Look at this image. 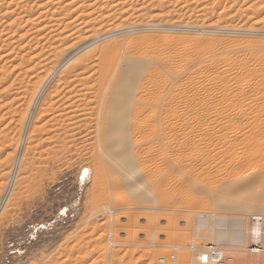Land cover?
I'll return each instance as SVG.
<instances>
[{
	"label": "rangeland",
	"instance_id": "obj_1",
	"mask_svg": "<svg viewBox=\"0 0 264 264\" xmlns=\"http://www.w3.org/2000/svg\"><path fill=\"white\" fill-rule=\"evenodd\" d=\"M65 1H63L64 3L61 5L64 9L58 11L61 15H63L62 13H67L72 16L67 15L65 20L72 21L73 19L74 21L70 22L61 33L51 37H49V35L43 37L41 39L43 53H41L37 59H30L33 56L30 54H34L35 50H26L27 53H24L25 50L20 48H23L27 36L21 38L18 34L24 33L23 31L25 29L30 33L31 31L29 30L32 27L31 23L28 25H24L23 23L18 26L20 28L16 27V25H6L8 19L12 16H16V12H20L19 9L21 10V8H18L17 11L15 6L16 0H0V66L2 65V67H0V73L3 74L4 79H7V82L0 83V264H189L191 255L186 246L191 241H194L197 246L206 244L211 240L215 242L220 241L221 243H219L223 246H234L231 242L227 244L226 242H228V240L226 242L225 240H223L224 242L222 240H217L216 232L218 230H225L230 233L233 230V220L241 215L244 217L248 214H245V212L243 213L240 206H238L240 202L231 207H219L216 201L221 195L222 197L231 196L232 193L227 191L229 188L228 185L231 186L234 184V186H236L235 184L243 181L240 177L244 178L247 173L250 174L254 170L256 171L253 172L254 174L262 173L258 172L262 170V167L259 165L261 163V166H264V158L254 159L249 154L245 156L243 155L244 153H240L241 145L238 142L240 147L237 143L235 144V136L238 135L237 130H239V128L248 127L249 122L251 123L252 121H256L258 124L264 122V102L262 103L264 100V0H116V2L115 0H70L73 2L77 1L75 2L76 5L73 2L72 4H67ZM33 3L34 1L32 0L31 4L33 5ZM31 4L30 6H32ZM32 7H34L32 8L34 12L40 10L37 4ZM134 23L136 27L132 26ZM137 23L139 25H136ZM123 25H126V27ZM130 26L137 29L124 31V29L132 28ZM15 27L16 29H14ZM114 28L118 29L115 30ZM106 29L109 30L107 31ZM110 29L114 30V32ZM8 31H14L17 34L15 33V35H13L14 38L11 37L2 41L3 39L1 40V38H4ZM112 32L117 33L111 35L112 37H108L109 41L106 39L107 41L104 40V42H107L109 45L111 43V46L114 48L110 47L113 48V51L116 50L117 52H115L117 54L129 53V55H132L130 52L136 49L133 55L139 54V56L141 55L147 58V60L152 59L158 63L162 60H166L168 62L167 64L173 63L171 65L172 69L175 68L178 70L185 68L183 66L189 67L188 71L190 73L188 74L194 77L191 78L190 82L187 77H183L185 79H183L184 81H186V79L188 80L185 85L187 86L190 83L189 85L191 86V84L194 82L196 83V81H198V84L203 82V85H206L204 88L199 87L196 89H191L190 86H187V88L190 89L189 93H197V97L199 96L203 101L206 100L209 104L208 105L205 101V105L199 102V100H196L193 104L190 101L189 103H191V105L188 103V108L184 104L180 105V108L183 109L182 111L186 110L187 114L191 115H189V119L186 117L187 121L192 120V117L201 112L203 120L207 123L218 121V123L221 122V124H223L224 122L226 123L228 119L229 125L233 124V126L236 125L239 127L237 130L234 128L233 130L232 127L228 129L225 135H229L226 137L229 140L227 141L226 138L225 140L223 138L215 145V147L218 146L216 149L219 153L216 152V149H213V152L215 151L219 156L217 155L215 158L209 156V159L203 160V164L201 161H196V164L191 161L194 166H192V164L189 165L190 160H187L188 162L183 160L185 166L183 170L186 171L187 167L189 169L188 172L186 171L185 173H191L190 177L192 176L193 179H197L194 183H191L193 181L190 177L187 176L188 179L183 177L185 173L180 172L177 168H169L163 163H160L162 169L165 166V171L166 168H169L167 170L171 172L167 173V171L165 172L164 169H161L162 172L164 171L163 173L165 175L162 172L159 173V175L162 173L166 178L162 179V184L166 189L169 188L165 192V195L173 202L176 199V201L181 200L179 201L180 203L177 202L178 204L171 201L172 204L170 202L166 206L161 201L160 193L159 199L154 205L147 203L139 204L133 199L132 191L130 192L121 187V185L118 188H111L112 190L109 188L105 180L108 179L110 171H105V168H103L101 173V179L104 178L102 179L104 182L94 185V168H92L94 167L92 158V153L94 152L90 146L87 150H79L81 151V155L77 156L74 153L61 156L57 153L58 158H54L55 154L53 152L48 153L51 156L46 153H43L41 156L34 153L35 149H33L34 147L32 148L31 143L26 144L22 142L25 138L23 132L25 125L24 119H26L27 116V111L26 115L23 114L24 110H27V107L32 105L31 100H33L37 90L41 87L44 79L48 77V74L52 72L50 68L51 65L60 59V55L63 52L69 51L72 48H77L80 45L84 46L90 42L91 39L100 37L101 33H104V36ZM131 44L133 49L129 50V48H132ZM135 44L138 48L134 47ZM26 47L27 46H25V48ZM120 47H122V49ZM11 49L13 50L11 51ZM120 49L122 52H119L121 51ZM16 52H23V56L20 55V53L16 54ZM4 53H6L7 56ZM150 55L161 57L151 58ZM148 57H150V59ZM197 61L199 64L196 63ZM25 67L26 69H24ZM30 67H32V69ZM202 67L205 68L201 71V74L195 75ZM241 68H243L244 71H242ZM22 70L25 71L23 72ZM3 76L1 75V77ZM16 76H18V81L14 79ZM12 78L14 81L11 80ZM9 83L13 84L12 87L7 91H2ZM178 83L181 82L178 81ZM178 83L176 82L175 84ZM225 85H227L226 87L228 88H224ZM173 88V90L177 89H175V85H173ZM216 88H218V90ZM252 88L254 91L251 92L250 90ZM226 89L228 93H226ZM238 91L241 94H239ZM232 93H237V95H230ZM239 99L241 100L239 101ZM226 100L227 102H231L230 106ZM28 102L29 105H26ZM220 102H224L225 105ZM221 105L223 107H221ZM257 105L259 107L258 109L256 107ZM255 110L259 114H257ZM204 112L207 113L204 114ZM193 114L194 116H192ZM206 114H208V116ZM217 114L218 116L221 114L219 116L220 119L217 117ZM230 114L231 117L229 116ZM21 116L24 117L22 119L23 124L20 122ZM205 125L206 124H204V126ZM262 125H264V123ZM262 127L264 128V126ZM224 130L226 129H221L218 133L221 134ZM235 130L236 132H233ZM232 133H237V135L233 136L234 134ZM232 138L234 139V143ZM76 142L77 144L75 147L80 145V139ZM22 143L24 146H22ZM213 144L214 143H212V145ZM226 144L228 146L225 147L224 145ZM233 145L236 147H232ZM25 146L28 147L27 151ZM21 148L22 152L25 150L24 165L18 168V172L16 170L14 171L17 172L15 177V173H10L11 169L9 171L8 169L10 165L14 169L15 157H17L18 152L17 149L20 150ZM232 148H235L234 153H238V155L236 154L235 156ZM55 149L56 152H59L58 147ZM237 149L238 151L240 150V152H237ZM226 151L229 155H227ZM231 151L233 155H230ZM215 152L214 154L212 153L214 156ZM51 153H53L54 156ZM43 155L47 156L45 157ZM245 157L251 159V161ZM66 158H70L69 161ZM254 160H259V165H256L257 162H253ZM30 161L33 162L30 163ZM95 162L97 161L95 160ZM205 163L207 167H205ZM232 166H234V168ZM230 167H232V169ZM236 167L240 168V170ZM171 168L176 170L172 171ZM196 169H199V171ZM200 169L202 171L205 170L202 173ZM178 171L183 174H179ZM163 175H160L161 177L159 176L160 179ZM169 175L173 180L168 177ZM112 176L119 178L117 174H113ZM198 176L200 177L198 178ZM174 177H176L177 180ZM181 177L188 181H181ZM170 179L175 182V185ZM236 179L241 181L236 183ZM165 180L169 183L167 182L164 184L163 181ZM247 181L248 180H246V182ZM197 182L198 184H202L204 188H202V185L199 186L195 184ZM224 183L229 184L225 185ZM106 184L109 189L105 188ZM171 184L173 185L171 186ZM183 184H188L187 187L185 185L186 189H184V187L182 188V186H184ZM193 184L198 186V188ZM244 184L245 182H241L240 186H244ZM205 187H207L209 191H207ZM213 187L219 190H214ZM179 188L180 190L177 192ZM220 188H222L221 191ZM223 188L227 189L226 193ZM174 190L176 192H174ZM233 190L238 189L234 187ZM254 190L263 192V188L260 185L255 187ZM212 191H214V193H212ZM220 193L222 194L219 196ZM112 195H114V198L111 201ZM234 195L235 194H232L234 201L235 198H237V202L243 199L241 203L247 202L250 204L249 202H256L255 204H257L259 202L261 205H264V200L261 195H259L260 197L256 195V197L250 196L245 198ZM105 196H107L108 204L106 203L102 209H98L95 212L93 201L101 198L106 200ZM5 197L8 198V200H6ZM199 199H201V201ZM186 200L189 202L191 201L189 203L190 206H188V202H184ZM195 200L196 202H194ZM198 200L201 203L202 201L207 203L205 204L204 202L201 204ZM192 202L194 205L198 203L195 205L196 207H191ZM145 206L149 208L144 209ZM109 209L114 210L115 215L111 223L101 219L100 215H98L100 213H105ZM206 211L217 213L220 217L226 218L227 222L215 226L211 220L198 219L196 214L201 215ZM256 211L258 210H254V212L253 210H248V213L260 212V210L259 212ZM261 212L264 213V211ZM127 218H129V220ZM135 222L139 224L134 227ZM212 226L213 230L211 229ZM242 227L247 232V224L243 222ZM154 235L157 236L158 239L155 238ZM246 241L247 240H245V243ZM262 242L264 246V237ZM152 243H155L156 246H149ZM241 246L236 247L240 248ZM247 256L248 255L244 254L240 255L239 253V255H234L231 260L223 262V264H264V253L260 256L253 255L248 259L246 258ZM159 258L165 259L164 263H159Z\"/></svg>",
	"mask_w": 264,
	"mask_h": 264
},
{
	"label": "bare ground",
	"instance_id": "obj_2",
	"mask_svg": "<svg viewBox=\"0 0 264 264\" xmlns=\"http://www.w3.org/2000/svg\"><path fill=\"white\" fill-rule=\"evenodd\" d=\"M33 1H34L33 5L37 4V7L40 8V10H36L34 12V10L32 8H34L35 6L32 7L33 6L31 4L32 0H16V5H15L16 9L18 11V8H21V10L19 9L20 12H18V13L16 12V16L10 17L8 19L6 25H10V26L16 25V27H18V26L22 25L23 23H24V25H28L31 23L32 27L29 30V31H31L30 33H28L27 32L28 30L25 29L26 31L24 30L23 31L24 33L21 32L22 34H18L19 37H21V38L23 36H27V38H26L27 40L25 41L26 43L25 42H24V44L22 43L24 46H23V48L21 47L20 49H22V50L24 49L25 50L24 53H27L26 50L27 51H29L30 49L35 50L34 54H30L31 56L33 55L30 59H33V58L37 59L38 56L41 53H43L42 52L43 47L41 46V39L43 37L48 36V35H49V37H51V36L57 35L58 33H61L62 31H64V29L67 27V25L70 24V22H73L74 20L72 18H71L72 21L65 20L66 16L70 15V14L62 13L63 15H61V13H59L60 9H64L63 6H61V5H62V3H64L63 1H65V0H33ZM73 1L66 0L65 2H67V4H72ZM75 2H77V1H75ZM75 2H73V3L75 4ZM115 2H116V0H115ZM30 4L32 6H30ZM93 9H95V8H93ZM96 9H97V7H96ZM105 9H107V8H105ZM8 12H10V11H8ZM4 14H7V13H4ZM135 23H134V25H132L133 27L135 26ZM127 25H129V24H127ZM136 25H139V24L137 23ZM123 26L126 27V25H123ZM132 26H130V27H132ZM16 27L14 29H16ZM133 27L130 29L128 28L126 30L124 29V31H127V30L130 31L131 29H137V28H133ZM137 27H139V26H137ZM18 28H20V27H18ZM117 29L118 28H116L115 30H117ZM119 29H121V28H119ZM14 31H16V30H14ZM14 31L13 32L8 31L5 34V37L1 38V40L3 39L2 41H5L8 38H11V37L14 38L13 35H15V33L17 32V31L16 32H14ZM107 31H105V32H107ZM111 31L114 32V30H111ZM113 32L109 33V34L107 33L104 36H103L104 33L103 34L101 33L102 36L100 35V37H96V38L91 39V41L88 42L86 45H84V46L80 45L77 48H72L69 51L63 52L60 55V59L51 65L50 68H51L52 72L51 73L49 72L50 74H48V77L46 79H44L41 87L37 90V93L33 97V100H31L32 105L30 106L29 102H28V104H26L29 106L27 107V110L26 109L24 110V113H23L26 115V111H27L26 119H24L25 125H24V130H23L25 138L22 142H24L26 144L31 143L32 148L34 147L33 149H35V152H34L35 154L42 156L43 153L48 154L50 152H53L56 156L55 157L54 154L51 153V154H53L54 158H58L57 153L61 156H63V155L65 156L68 154H74L75 153V155L78 156V155H81L82 150H87L88 147L90 146L92 148V151L94 152V153H92V158H93V162H94L93 163L94 167H92V168H94V171H93V173H94V179H93L94 185L99 184L100 182H104L102 180L104 178L101 179V176H102L101 173L103 171V168H105V171L106 170L110 171V173L108 174L109 175L108 179L105 180V183L107 182L110 189L113 187L118 188L121 185V187L129 190L130 192L132 191L131 193H132L133 199L136 202H138L139 204H141V203L146 204L147 203V204L154 205L155 202L158 201L159 193H160L162 203L167 206L172 200L170 198H167L165 195V192L169 188L166 185V187L168 188V189H166L161 182L163 178L166 179L164 176L165 174L163 173L165 171V169H164L165 166L169 167V168L170 167L177 168L180 172L185 173L186 171L188 172L189 169L186 165L187 170L186 171L183 170V168L185 169V166L183 164V160L184 161L190 160V162H189L190 164L188 163L189 165H191L193 162L196 164V161H198V162L201 161V163L203 164V160H205L207 158L209 159V156L214 157V158L217 157V155L219 156V154H216V152H217L216 148L218 146L215 147V145L218 144L221 139L224 138V140H225V138L229 136V135H225V134H227L226 132L228 129H230L232 127V129L234 128L237 130L239 127H237L236 125L233 126V124L232 125L230 124L231 125L230 126L228 124L229 123L228 119H227L226 123L223 121L225 124L224 123L221 124V122L218 123V121H214V123H211V122L207 123L203 120L201 112L197 113L196 116H194V114L192 115V116H194V117H192V120H190L192 122L187 121V118L189 117L190 114L188 115L186 110L182 111L183 109L180 108L181 107L180 105L184 104L188 108L189 104L191 105V103H189L190 101L193 104V102H195L196 100L197 101L199 100V102H201L202 104H205V105L207 102L205 99L204 100L206 102L203 101V99L200 98L199 96L197 97V95H198L197 93H192L191 91H190L191 93H189L190 89H188L187 86L189 87L190 83L187 86L185 84H186V81L188 82V80H189V82H190L191 78L194 77V76L191 77L192 75L188 74V73H190L188 71L189 67L183 66L185 68H181V69L176 70L175 68L172 69V67H171V65L173 63L167 64L168 62L166 60H165L166 62L164 60H162L160 63H158V62L150 59V57H148L150 60H147V58L142 57L141 55L139 56V54H137L138 56L133 55V52L136 49L132 50L133 49L132 44H131L132 48H129L130 46L128 47L129 50L131 49L133 51V52H130L132 55H129V53L128 54L127 53L126 54H117L116 53L117 51L115 49L114 50L116 52L113 51L114 47L111 46V43L109 45V44H107V42L106 43L104 42V40L108 39V37H112L111 35L117 33V32H115V33H113ZM113 40H115V39H113ZM108 41H109V39H108ZM133 43H134V41H133ZM136 44L134 47L138 48V47H136ZM25 46H27V47L25 48ZM110 46L113 48H111ZM117 48H118V46H117ZM120 48L122 49V47H120ZM142 48H143V46H142ZM13 49H11V51ZM123 49H125V48H123ZM11 51H9V52H11ZM119 52H122V50ZM14 53H15V51H14ZM18 53H20V52H16V54H18ZM22 53H20V55H22ZM4 54L6 55V53H4ZM16 54H13V55H16ZM145 54H146V52H145ZM24 55H26V54H24ZM154 57L160 58L161 56H156V55L151 56V58H154ZM20 59H21V57H20ZM158 59H154V60H158ZM27 61H30V60H27ZM204 61H206V60H204ZM24 63H26V62H24ZM196 63L199 64L198 61ZM212 64H214V63H212ZM3 66H4V64H3ZM0 67H2V65ZM260 67H262V66H260ZM30 68L32 69V67H30ZM204 68L205 67H202V69L200 68V70H198L199 72H196L197 74H195V75L201 74V71H203ZM24 69H26V67ZM2 70H4V69H2ZM241 70L244 71L243 68H241ZM227 72H229V71H227ZM5 73H7V72H5ZM257 73H259V72H257ZM0 74L3 76L2 73H0ZM1 75H0V83L2 84V82H5L7 79H4V76L1 77ZM236 76H238V75H236ZM17 77L18 76L14 77V79H16L18 81ZM183 77H187L188 80L186 79V81H184L185 79ZM254 78H256V77H254ZM14 79L12 78L11 80L14 81ZM181 79H182V81H181ZM249 80H250V78H249ZM178 81H180L181 83H178ZM10 82H12V81H10ZM176 82L178 84H175ZM208 82L211 83L210 81H208ZM203 84H204L203 82L198 84V81H196V83L194 82L193 84H191V86H193V87L190 86V88L191 89H193V88L196 89L199 87L204 88V86H206V85H203ZM254 84H255V82H254ZM12 85H13L12 83H9V85L6 88H4L2 91H7L8 89H10L12 87ZM173 85H175V89L177 88L176 90H173L174 89ZM14 86H17V85H14ZM215 86H216V84H215ZM226 86L227 85H225L224 88H228ZM216 89L218 90V88H216ZM229 89H232V88H229ZM250 91L251 92L254 91L253 88ZM260 91H262V90H260ZM225 92H224V95L226 96ZM226 93H228V90ZM238 93H239V91H238ZM234 94L232 93L230 95H233V96L237 95V93L235 95ZM239 94H241V93H239ZM212 97H214V96H212ZM242 98H243V96H242ZM244 98H246V97H244ZM253 99H254V97H253ZM240 100L241 99H239V101ZM251 101H253V100H251ZM226 102H227V100H226ZM254 102H256V101H254ZM263 102H264V100L262 101V103ZM223 103H221V104H223ZM227 103H229V106L231 105V102H227ZM233 103H234V101H233ZM207 104H208V102H207ZM237 104H239V103H237ZM224 105H225V103H224ZM182 107H184V106H182ZM199 107H201V106H199ZM221 107H223V106L221 105ZM242 107H245V106H242ZM256 107H257V109L259 108L258 105ZM263 107H264V105H263ZM254 108H255V106H254ZM224 109H225V106H224ZM238 109H240V108H238ZM255 112H256V110H255ZM205 113H207V112H204V114ZM256 113L259 114L258 112H256ZM206 115L208 116V114H206ZM227 115H228V113H227ZM219 116L217 114V117H219ZM229 116L231 117V114ZM257 116H259V115H257ZM21 117L22 118H21L20 122L23 124L22 119L24 117L23 116H21ZM219 119H220V117H219ZM233 119H235V118H233ZM221 120H222V117H221ZM245 120H244V122H245ZM247 121H248V119H247ZM261 123L262 122H260V124H258V123H256V121H252L251 123L249 122L248 127L247 126L242 127V128H239V130H237L238 135H237V133L236 134L232 133V134H234L233 136L237 135V136H235V144L238 142L241 145V152H240V150L238 151V149H237V152H240L241 154L244 153L243 155H245V156L249 154L254 159L255 158H259V159L264 158V128L262 127V126H264V125H262L264 122L262 124ZM204 124H206V125L204 126ZM237 125H238V123H237ZM21 128H22V125H21ZM216 128H220V129H216ZM221 129H226V130H224L220 134L218 132ZM236 130L233 132H236ZM78 139H80V145L75 147V145L77 144L76 141ZM226 140L228 141L229 139L226 138ZM230 141H232V140H230ZM33 143H34V145H33ZM212 143H214V144L212 145ZM230 143H232V142H230ZM233 143H234V139H233ZM238 143H237V145H239ZM240 145H239V147H240ZM22 146H24V144ZM224 146L226 147L228 145L226 144ZM57 147L59 148L58 149L59 152H56L55 148H57ZM229 147H231V146H229ZM232 147H236V146L233 145ZM25 148L27 151L28 147L25 146ZM237 148H238V146H237ZM213 149H216V152L214 151L215 156L213 155L214 154ZM234 149L232 148L233 153L235 152ZM17 150H18V152H17V157H15L16 159L14 162V169H13V167H11V165H10V168L8 169V171L11 169L10 173L14 172L15 170L17 171L18 168H20V166L24 165V155H25L24 151L25 150L23 152H22V148L20 150L19 149H17ZM36 150H37V152H36ZM79 150H81V151H79ZM13 152H14V149H13ZM223 152H225V151H223ZM217 153H219V151ZM14 154H15V152H14ZM236 154L238 155V153H236ZM236 154H235V156H236ZM48 155L51 156L50 154H48ZM227 155H229L228 152H227ZM230 155H233L232 151H231ZM43 156H45V155H43ZM253 158H252V160H253ZM13 159H14V157H13ZM50 159H51V157H50ZM69 159L70 158H68L67 160L69 161ZM246 159H248V158H246ZM95 160L98 163L95 162ZM248 160L251 161V159H248ZM191 161H192V163H191ZM209 161H211V160H209ZM219 161H220V159H219ZM224 161H225V159H224ZM255 161L256 160H254L253 162H255ZM32 162L30 161V163H32ZM256 162H257L256 165H259L258 164L259 160H257ZM30 163H29V165H30ZM160 163L161 164L163 163L165 165L163 168L164 169L163 172L161 171L162 168L160 166L161 165ZM206 163H207V161H206ZM215 163H216V160H215ZM227 163H229V162H227ZM41 164H43V163H41ZM222 164H224V163H222ZM246 164H247V161H246ZM192 166H194V164H192ZM244 166H246V165H244ZM259 166L262 167L261 168L262 170L259 169L260 171H258V172H262V173L254 174L253 172H256L254 170L250 174L247 173V175H245L246 177H244V178L240 177V179L241 180L243 179V181H241L239 179H236L237 181L235 180L236 183L238 181L239 182L240 181L245 182L244 186H240L241 182L238 184H235L236 186H239V187L234 186V184H232L233 186L231 185L232 186L231 187L228 185L229 183H226L229 188L227 187L228 190L223 188V190H225V193L227 190L228 192L235 194L236 196L244 197V198L250 197V196L256 197V195H258V197H260L259 195H261L263 197V200H264V166H261V163ZM205 167H207V164ZM232 167L234 168V166H232ZM232 167H230V168L232 169ZM169 168H166L167 173H171L169 170H167ZM174 168L173 169L171 168L172 171L174 170ZM218 168H220V167H218ZM223 168H226V167H223ZM244 168H246V167H244ZM28 169H29V167H28ZM237 169L240 170V168H237ZM197 171H199V169ZM203 171H202V173H203ZM17 172H14L15 177H16ZM160 172H162L164 174V175L162 173L160 174V175L164 176V177L162 176L161 179H160L161 176L159 175ZM180 172H179V174H183ZM113 174H117L119 176V178L112 176ZM190 174L185 173V174H183L184 175L183 177H186V178H187V176L190 177ZM194 175H197V174H194ZM174 176H176V174ZM168 177L171 178L170 175ZM176 177H179V176H176ZM176 177H174V178L176 179ZM183 177H181V181H185L188 179V178L183 179ZM199 177L200 176H198V178ZM178 179H180V178H178ZM190 179L193 181L191 183H194V181H197V179L196 180L193 179L192 176L190 177ZM245 179L248 181L246 182ZM201 180H202V178H201ZM167 182H166V180L163 181L164 184ZM189 182H190V180H189ZM172 183L174 184L175 182L172 181ZM107 184H106L105 188L109 189V188H107L108 187ZM173 184H171V186ZM195 184H197L199 186L202 185V184H198V182ZM195 184H193V185H195ZM8 185H9V183H8ZM180 185H182V184H180ZM183 185L184 186H182V188L184 187V189H186L188 184H183ZM185 185H186V187H185ZM259 185L262 186L263 192H257L256 190H254L255 187H258ZM195 187L198 188V186H196V185H195ZM207 187H208V185H207ZM207 187H205V189ZM234 187H235V189H238V190H233ZM202 188H204V186ZM215 189H217V188H214V190ZM221 189L222 188H220V191H221ZM179 190H180V188L177 190V192ZM217 190H219V189H217ZM11 191H10V193H11ZM207 191H209L208 188H207ZM1 192H2V190H1ZM174 192H176V191L174 190ZM171 193H173V192H171ZM212 193H214V191H212ZM221 194L222 193H220L219 196ZM232 194L230 197H228V196L222 197V195H221V197H219V199L216 198L217 199V201H216L217 206H219V207H222V206L223 207H229L230 206L231 207V206H234V204L237 205L240 202L238 204V206H240L243 213L245 212V214H248V215H245L244 217H242V215H241V216L235 218L233 220V230L230 233L225 231V230H220V231L218 230L216 232V238H217V240H222V241L225 240V242L228 240V242H226V243L229 244V242H231V244H233L234 246H232V247L223 246L222 244H220L221 243L220 241H219L220 242L219 243L217 241L215 242L212 240L210 242H207L206 244L197 246L194 241H191L186 246L190 255H191L190 260H189V264H223V262L231 260L234 255H236V254L239 255V253H240V255L241 254L248 255L246 257L247 259L253 255L260 256L262 253H264V246H263V242H262L263 237H264V234H263V231H264V229H263V227H264V213L261 212V211H264V205L263 204L261 205L259 202L257 204H255L256 202L255 203L249 202L250 204H248L247 202L242 201L244 203H241V200H243V199H240V201L238 200V202H237V200H236L237 198H235V201H236L235 202L234 197H232ZM108 196H110V195H108ZM112 196L113 197H112L111 201L114 198V195H112ZM105 197H106V200L101 198L99 200L95 199V201H93V207H94L95 212L98 209H102L106 205L107 196H105ZM193 197H191V198H193ZM178 199H180V198H178ZM196 199H198V198H196ZM6 200H8V198H6ZM188 200H186L184 202H186V203L188 202L187 204H189L191 201L189 202ZM199 200L201 201V199H199ZM175 201L174 202L172 201V202L175 204H178V203H180L179 201H181V200H178L176 202ZM200 201H199V203H201ZM172 202H171V204H172ZM194 202H196V200ZM204 202L202 201V203H204ZM206 203L207 202H205V204ZM191 204L193 205V206L191 205V207H196L195 205H197L198 203L197 204L195 203V205H194L192 202ZM147 206H145L144 209L149 208ZM188 206H190V204ZM215 206H216V204H215ZM235 207H237V206H235ZM151 208H152V206H151ZM248 210H253V212H254V210H258L256 212H259V210H260L261 213L259 212V213H250L249 214ZM144 211H147V210H144ZM111 212H112V216L109 215V213H111ZM102 214H104V215H102ZM98 215H100V217L102 216L101 219L106 220L108 223L113 222V217L115 216L114 210H112V209H109L105 213H100ZM157 216H158V214H157ZM196 216H198V219H201V220H211L213 225H215V226H218L224 222H227L226 218L220 217L219 215H217V213L212 212V211H210V212L206 211L205 213H202L201 215L196 214ZM127 219L129 220V218H127ZM165 219H167V218H165ZM243 222L247 224V232L242 227ZM138 224H136V222H135L134 227L137 226ZM140 224H141V222H140ZM211 229L213 230V226ZM134 230H136V229H134ZM128 232H129V230H128ZM130 232H131V229H130ZM127 237H129V236H127ZM155 238H157V236H155ZM245 240H247L246 243H245ZM235 245L238 247L241 245L242 246L240 248H238ZM149 246L153 247V246H156V244L152 243ZM174 248H176V247H174ZM195 250L197 251V254H198L197 257L194 254ZM208 251H212L213 256L215 255L216 257H213L211 255V253L210 254L208 253ZM217 258H219V260H217ZM159 259H158V262L160 263ZM182 259H185V258H182Z\"/></svg>",
	"mask_w": 264,
	"mask_h": 264
},
{
	"label": "built area",
	"instance_id": "obj_3",
	"mask_svg": "<svg viewBox=\"0 0 264 264\" xmlns=\"http://www.w3.org/2000/svg\"><path fill=\"white\" fill-rule=\"evenodd\" d=\"M109 215H111V216H112V212H111V213H109ZM101 217H102V216H101ZM208 253H209V254L211 253V255L213 256V253H212V251H208ZM194 254L196 255V257L198 256V254H197V251H196V250L194 251ZM213 257H216V256L214 255ZM164 260H165V259H162V258H160V259H159L160 263H164ZM217 260H219V258H217Z\"/></svg>",
	"mask_w": 264,
	"mask_h": 264
}]
</instances>
